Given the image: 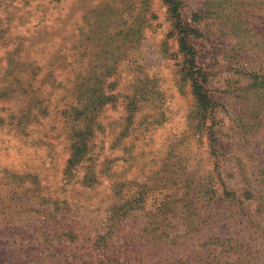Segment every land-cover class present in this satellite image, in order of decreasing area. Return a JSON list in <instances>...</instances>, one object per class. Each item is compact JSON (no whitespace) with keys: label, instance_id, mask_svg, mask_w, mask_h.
I'll list each match as a JSON object with an SVG mask.
<instances>
[{"label":"rangeland","instance_id":"374dc122","mask_svg":"<svg viewBox=\"0 0 264 264\" xmlns=\"http://www.w3.org/2000/svg\"><path fill=\"white\" fill-rule=\"evenodd\" d=\"M181 1L204 125L164 0H0V264H264V0Z\"/></svg>","mask_w":264,"mask_h":264},{"label":"trees","instance_id":"16d2710c","mask_svg":"<svg viewBox=\"0 0 264 264\" xmlns=\"http://www.w3.org/2000/svg\"><path fill=\"white\" fill-rule=\"evenodd\" d=\"M168 6V10L173 19L174 31L177 34L179 49L184 54V66L183 71L185 76L191 81L192 93L196 100L197 115L202 119V123L206 122L211 118L214 119L215 102L209 93L207 87L208 84V73L198 63L196 49L190 42L191 36L199 35V29L192 23L186 21L182 16V1L181 0H164ZM199 19V18H197ZM254 81L252 86L262 87L264 84L258 81V75L253 74ZM104 100L94 102V105L102 104ZM209 133L211 140L215 143L218 142L216 137V130L213 125H209ZM84 132L80 134V144L77 142L73 146L72 156L69 159V165L74 166L82 160L83 153L86 149V138ZM225 190L227 193H231L225 184ZM236 252V251H235ZM205 264H216L214 262H205Z\"/></svg>","mask_w":264,"mask_h":264}]
</instances>
